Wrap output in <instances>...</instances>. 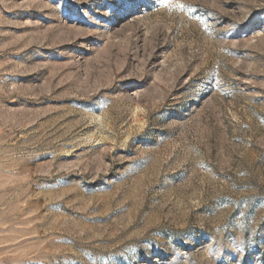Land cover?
<instances>
[{
	"label": "rangeland",
	"instance_id": "1",
	"mask_svg": "<svg viewBox=\"0 0 264 264\" xmlns=\"http://www.w3.org/2000/svg\"><path fill=\"white\" fill-rule=\"evenodd\" d=\"M0 264H264V0H0Z\"/></svg>",
	"mask_w": 264,
	"mask_h": 264
}]
</instances>
